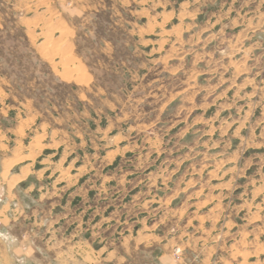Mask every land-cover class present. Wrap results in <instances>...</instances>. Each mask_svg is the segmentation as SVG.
I'll return each instance as SVG.
<instances>
[{"label": "rangeland", "instance_id": "rangeland-1", "mask_svg": "<svg viewBox=\"0 0 264 264\" xmlns=\"http://www.w3.org/2000/svg\"><path fill=\"white\" fill-rule=\"evenodd\" d=\"M0 264H264V0H0Z\"/></svg>", "mask_w": 264, "mask_h": 264}, {"label": "crops", "instance_id": "crops-1", "mask_svg": "<svg viewBox=\"0 0 264 264\" xmlns=\"http://www.w3.org/2000/svg\"><path fill=\"white\" fill-rule=\"evenodd\" d=\"M95 78H96V77H95ZM122 79H123V78H122ZM95 80H97V79H95ZM129 86L131 87L130 84H129ZM129 86H128V87H129ZM108 90H109L108 88L105 89V91L107 92V95L109 96V94H110V90H109V91H108ZM137 95H138V94H137ZM173 105H174V103H170V104L168 105L167 109L173 107ZM167 109H166V110H167ZM165 120H166V119H165V116L162 115L158 121H155V122H156V126H160L161 123L164 122ZM104 124H105V123H104ZM90 125L93 126V125H94L93 122H90ZM91 126H90V128H91ZM104 126H105V125H104ZM80 152H81V151H78V153H80ZM116 159L119 160V157H117ZM117 160H116V161H117ZM116 161H115V162H116ZM115 162H114V163H115Z\"/></svg>", "mask_w": 264, "mask_h": 264}]
</instances>
